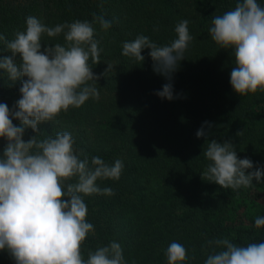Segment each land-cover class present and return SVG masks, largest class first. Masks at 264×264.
I'll list each match as a JSON object with an SVG mask.
<instances>
[{
	"label": "trees",
	"instance_id": "obj_1",
	"mask_svg": "<svg viewBox=\"0 0 264 264\" xmlns=\"http://www.w3.org/2000/svg\"><path fill=\"white\" fill-rule=\"evenodd\" d=\"M264 4V0H259ZM237 0H0V34L13 39L26 28L28 16L49 27L64 22L93 20V13L111 22L108 30L94 23V39L101 50L98 65L99 99L90 98L70 108L58 122L40 125V138L68 131L75 147L89 159L124 163L119 180H98L114 195L84 196L87 221L94 225L83 245L89 250L115 240L121 244L127 264H167L164 250L175 241L189 255L186 264H203L212 248L207 240L227 237L246 245L264 242V228L255 218L264 216V182L250 188L224 189L202 179L208 161L202 156L206 143L234 144L240 159L250 158L254 169L264 168V92L237 94L230 84L234 64L231 49H220L208 29L215 15L234 9ZM189 20L193 37L185 59L173 75L174 95L169 101L155 93L168 83L153 70L150 49L143 62L122 55V44L146 35L158 45L176 38L175 25ZM158 28V31H153ZM64 44L63 34L42 37L47 44ZM0 57L11 55L3 51ZM107 63L113 71L102 74ZM21 81H9L0 69V102L11 109L20 97ZM211 124L208 127L204 124ZM14 124L21 126L19 121ZM207 133L198 138L201 128ZM243 135L237 136V132ZM35 133L27 129L25 141ZM7 141L0 139V153ZM83 159V157H81ZM254 169H249L251 172ZM218 251V249H217ZM195 253L196 259L191 260ZM0 264H15L7 251Z\"/></svg>",
	"mask_w": 264,
	"mask_h": 264
},
{
	"label": "clouds",
	"instance_id": "obj_2",
	"mask_svg": "<svg viewBox=\"0 0 264 264\" xmlns=\"http://www.w3.org/2000/svg\"><path fill=\"white\" fill-rule=\"evenodd\" d=\"M94 23L105 31L111 27L110 21L95 13L91 22L76 19L54 27L28 16L26 28L17 29L13 39L0 34L2 50L11 53L0 57V69L9 81H21V97L13 107L0 102V139L7 141L0 153V252L7 251L15 264H127L115 240L89 250L87 258L82 251L88 235L95 232L87 221L83 197L114 195L112 188H101L97 181L119 180L123 161L109 164L99 156L89 159L75 147L68 131L44 138L38 135L42 123L58 122L62 112L79 108L90 98L99 99L100 75L91 67L100 63L101 51L93 38ZM189 23L182 19L175 25L176 38L169 44L158 45L142 34L122 44V55L138 62L145 60L142 51L150 49L154 72L169 81L155 93L161 99L178 98L172 80L193 40ZM208 33L220 49L232 50L234 91L241 96L264 92V4L237 0L234 9L213 17ZM45 34L50 38L63 34L65 43L43 47ZM107 65L105 77L113 71V65ZM204 124L211 127L207 121ZM27 129L35 135L25 141ZM196 135L201 138L207 133L202 127ZM242 135L243 131L237 132ZM206 145L203 180L233 191L252 187L254 180L264 182V168L254 169L250 158L240 159L230 141L213 139ZM255 227L264 228V216L255 218ZM206 247L212 252L203 264H264V242L240 245L224 237L207 240ZM164 255L167 264H186L190 259L186 247L175 241ZM195 259L193 253L191 260Z\"/></svg>",
	"mask_w": 264,
	"mask_h": 264
}]
</instances>
